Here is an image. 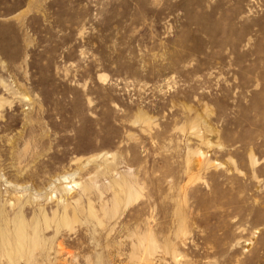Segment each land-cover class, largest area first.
I'll return each mask as SVG.
<instances>
[{"label": "rangeland", "instance_id": "obj_1", "mask_svg": "<svg viewBox=\"0 0 264 264\" xmlns=\"http://www.w3.org/2000/svg\"><path fill=\"white\" fill-rule=\"evenodd\" d=\"M0 235V264H264V0H0Z\"/></svg>", "mask_w": 264, "mask_h": 264}, {"label": "bare ground", "instance_id": "obj_2", "mask_svg": "<svg viewBox=\"0 0 264 264\" xmlns=\"http://www.w3.org/2000/svg\"><path fill=\"white\" fill-rule=\"evenodd\" d=\"M63 190L64 191H66L65 190V188H63ZM6 225V224H5ZM7 227V226H6ZM5 229V228H4ZM7 230V229H6ZM16 234H15V242L17 243V245H19V246H21L22 245V242H25V241H23V239H24V236H25V232L24 231H26V230H24L23 229V226H22V223L19 221V220H17V222H16ZM34 230V229H33ZM8 231V230H7ZM2 232H4V231H2ZM8 234V233H7ZM34 235H36V234H34ZM0 237H1V235H0ZM34 238V237H33ZM11 239H9V238H7V237H4V238H2V242H1V244L2 243H9V241H10ZM27 242V241H26ZM26 242L24 243V244H26ZM15 243V244H16ZM34 244H35V241H34ZM29 245V244H28ZM7 246H9V245H7ZM16 248V247H15ZM22 249V248H21ZM11 251H12V249H11ZM16 251H17V249H16ZM5 252V251H4ZM14 252V251H13ZM9 253V252H8ZM12 254V253H11Z\"/></svg>", "mask_w": 264, "mask_h": 264}]
</instances>
